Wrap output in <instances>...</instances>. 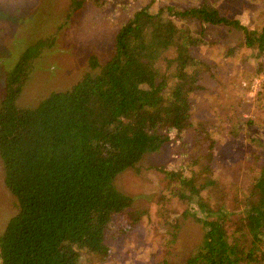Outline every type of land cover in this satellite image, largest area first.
<instances>
[{"label":"trees","instance_id":"16d2710c","mask_svg":"<svg viewBox=\"0 0 264 264\" xmlns=\"http://www.w3.org/2000/svg\"><path fill=\"white\" fill-rule=\"evenodd\" d=\"M71 1L76 10L86 0ZM155 1L116 2L111 55L104 61L90 55L78 79L35 104L20 105L17 97L47 40L26 45L7 70L0 159L16 211L0 232L2 264L103 262L110 254L109 221L119 215L115 225L131 227L149 213L116 187V176L164 144L184 164L158 168L175 180L171 193L197 206L194 214L204 232L183 259L172 260L174 224L169 239L161 241L165 255L159 263L264 264V162L236 207L213 203L223 198L227 179L212 172L211 121H197L191 101L224 65L213 53L200 52L205 43L216 42L212 27L243 33L225 50L228 60L234 48L254 58L264 55V24L249 28L207 0L158 6Z\"/></svg>","mask_w":264,"mask_h":264},{"label":"rangeland","instance_id":"374dc122","mask_svg":"<svg viewBox=\"0 0 264 264\" xmlns=\"http://www.w3.org/2000/svg\"><path fill=\"white\" fill-rule=\"evenodd\" d=\"M118 1L86 0L73 10L71 0H0V100L7 70L26 45L40 37L47 43L33 60L21 86L17 97L20 105L35 104L52 89L69 86L88 69L90 55L99 61L107 59L113 51L111 19L117 14L113 6ZM180 1L185 0H156L152 5ZM207 1L249 28L264 24V0ZM128 8L134 10L133 5ZM181 23L185 20H177V24ZM210 35L216 42L205 43L200 52L213 53L224 65L215 78L191 95V101L194 118L203 123L211 121L209 134L215 139L212 172L227 179L223 198L212 201L234 208L264 162V55L254 58L249 50L234 48L232 58L223 60L227 47L238 44L243 33L221 24L212 27ZM172 151L170 145L164 144L143 154L135 166L116 176V187L133 197L134 207L149 213L131 227L125 223L115 225L120 216H114L105 234L110 254L103 262L94 260L91 264H160L165 255L161 241L169 239L167 230L174 224L178 229L172 260L183 259L201 239L204 229L194 214L197 206L171 193L169 187L177 185L175 180L158 168L163 164L176 169L184 164L182 156L172 155ZM15 201L4 182L0 159V232L16 211Z\"/></svg>","mask_w":264,"mask_h":264},{"label":"water","instance_id":"95a60500","mask_svg":"<svg viewBox=\"0 0 264 264\" xmlns=\"http://www.w3.org/2000/svg\"><path fill=\"white\" fill-rule=\"evenodd\" d=\"M0 264H2V261H1V256H0Z\"/></svg>","mask_w":264,"mask_h":264}]
</instances>
